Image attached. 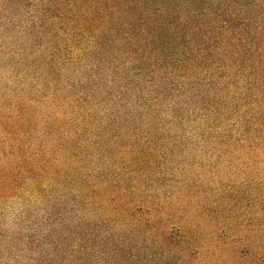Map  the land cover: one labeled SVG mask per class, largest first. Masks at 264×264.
<instances>
[{"label":"trees","instance_id":"trees-1","mask_svg":"<svg viewBox=\"0 0 264 264\" xmlns=\"http://www.w3.org/2000/svg\"><path fill=\"white\" fill-rule=\"evenodd\" d=\"M219 161L256 176L251 208L206 220L229 242L201 264H264V0H0V208L41 207L20 225L35 264H89L70 227L100 208L101 264H189L205 214L152 180Z\"/></svg>","mask_w":264,"mask_h":264},{"label":"rangeland","instance_id":"rangeland-1","mask_svg":"<svg viewBox=\"0 0 264 264\" xmlns=\"http://www.w3.org/2000/svg\"><path fill=\"white\" fill-rule=\"evenodd\" d=\"M204 164H207V162H202L201 166ZM213 166L214 167H212V165L211 167L203 166L200 169L197 168L190 171H179L177 174H170L169 171H164L165 174L156 176L152 180V187L159 193L158 200L161 201L162 206L169 207L168 205H171L170 207L173 214L178 216V214L183 213L187 223L193 225H196V223L202 220L200 216L203 213L205 214V221L208 218L216 217V213L220 212L224 213L229 219L235 220V215H238L240 220L245 219L247 217L246 213L250 211L251 208L248 206L250 204L248 203L250 202L248 195L254 185V183L249 181H252L250 180L251 177L256 178V176H252L251 174L245 178L240 170L235 169L234 166L227 168L221 161ZM164 191H172L173 196L170 200L163 197ZM253 195L254 194H251L250 197L253 198ZM241 196L246 198L240 199L239 197ZM232 199L236 201L233 202ZM36 206L37 205L22 204L20 199L17 198H12L1 206L0 234L2 235H0V264H35L34 259L42 255L39 253L41 247L38 246L37 243L35 248V243L30 246H25V242L27 241H25V238L27 239V235L31 239V237H35L37 233L33 234L31 231L20 230V225L23 223L22 220L25 218L24 216H28L30 220L36 219L30 217V214H35L36 210L39 211L41 208ZM228 209L231 211H227ZM84 214L85 216L79 221L72 223L70 228L82 227L80 232L83 234V237L80 240V245L87 251L86 257L89 264H101L99 261V251L102 247L106 248L104 243L110 239L108 236L106 237V235H100V237L88 241H86V238L92 237L103 229H110V224H100L108 220L112 221V218H114V211L102 208L97 209V211L89 209ZM151 214L152 212H149V214L142 213L141 216H139L140 213L136 215L137 217L147 219L148 217L151 218ZM132 221L131 218L125 217L119 221L123 232H118L119 234H117L114 229L111 231L115 232L118 236L128 234V232L136 233L134 230H131L133 226ZM204 225L202 236L206 245H200V247H196L195 245L196 253L193 257H190L191 261L189 260V264H201L203 259L204 261L205 258L208 259L207 249L211 250L214 247L221 246L223 242H229L228 237L220 233L219 230H216L215 227L213 228V226L209 224V221ZM43 228L44 226H41L38 229V233L40 231L42 233ZM19 232L20 235H18ZM74 233L75 232H72L71 235H68V239L64 241L70 243L71 240L75 239ZM18 237L21 239H18ZM37 237L41 239L40 236ZM55 238V235H49L46 238L44 237V242L46 243L48 241L49 243L53 240L55 241ZM223 250L224 255H222L220 262L217 264H231V261L228 262V258H225L227 248ZM154 251L155 249L151 250V252ZM109 255H111V252ZM243 257V260H246L247 255ZM53 261L54 264H58L61 261V257H56ZM167 264L176 263L174 260H170L167 261Z\"/></svg>","mask_w":264,"mask_h":264}]
</instances>
